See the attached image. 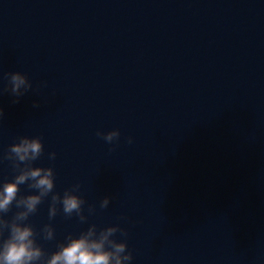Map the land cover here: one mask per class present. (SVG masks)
I'll return each instance as SVG.
<instances>
[{
    "label": "water",
    "instance_id": "water-1",
    "mask_svg": "<svg viewBox=\"0 0 264 264\" xmlns=\"http://www.w3.org/2000/svg\"><path fill=\"white\" fill-rule=\"evenodd\" d=\"M17 71L33 89L14 103ZM0 107V184L40 136L54 191L81 185L87 222L50 221L51 196L29 218L55 227L49 255L119 224L130 264H264V0H0Z\"/></svg>",
    "mask_w": 264,
    "mask_h": 264
},
{
    "label": "clouds",
    "instance_id": "clouds-1",
    "mask_svg": "<svg viewBox=\"0 0 264 264\" xmlns=\"http://www.w3.org/2000/svg\"><path fill=\"white\" fill-rule=\"evenodd\" d=\"M9 87L4 92H10L19 103L20 98L33 89V83L23 72H9ZM36 103L34 107H39ZM4 109L0 107V121L3 120ZM97 135L107 143L118 141L121 135L119 129L107 133L98 131ZM133 139L129 137L128 143ZM115 149H110L114 151ZM45 152V146L40 136H21L18 142L9 146L4 160L11 162L13 171L17 173L12 180L0 184V264H130L134 259L133 253L128 251L127 240L114 238L119 232L127 237V229L119 224L107 226L98 230L92 224L86 231L78 236L69 234L66 239L57 245V250L50 255L46 253L37 237L42 235L44 240L55 239V227L52 223L43 226L40 232L29 222V218L36 214L39 206L51 196L48 217L53 220L62 210L66 217L75 214L81 223L88 220L85 215V199L79 194V183L66 189L61 195L56 192L54 167L34 166ZM57 153H49V159L55 161ZM27 185L30 194L20 195L21 185ZM34 190V191H31ZM111 196H106L100 203L101 209H107ZM13 206L17 209L11 218L6 214L11 212ZM95 205H89L88 213H95Z\"/></svg>",
    "mask_w": 264,
    "mask_h": 264
}]
</instances>
